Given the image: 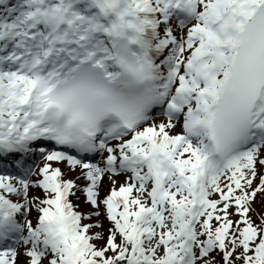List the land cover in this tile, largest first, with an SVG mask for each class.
I'll return each instance as SVG.
<instances>
[{"label":"snow or ice","instance_id":"snow-or-ice-1","mask_svg":"<svg viewBox=\"0 0 264 264\" xmlns=\"http://www.w3.org/2000/svg\"><path fill=\"white\" fill-rule=\"evenodd\" d=\"M9 156L0 264H264V0H0Z\"/></svg>","mask_w":264,"mask_h":264},{"label":"rangeland","instance_id":"rangeland-1","mask_svg":"<svg viewBox=\"0 0 264 264\" xmlns=\"http://www.w3.org/2000/svg\"><path fill=\"white\" fill-rule=\"evenodd\" d=\"M80 195H81V200H83V199H82V198H83V195H82V194H80ZM74 202H75V203H79L80 201H77L76 199H74ZM81 210L85 211L83 208H82Z\"/></svg>","mask_w":264,"mask_h":264}]
</instances>
